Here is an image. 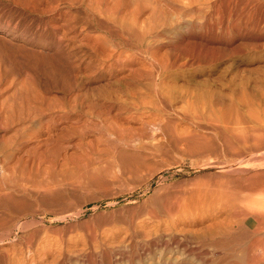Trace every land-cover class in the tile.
Instances as JSON below:
<instances>
[{"label": "rangeland", "instance_id": "rangeland-1", "mask_svg": "<svg viewBox=\"0 0 264 264\" xmlns=\"http://www.w3.org/2000/svg\"><path fill=\"white\" fill-rule=\"evenodd\" d=\"M90 108L121 142L86 125ZM258 134L264 0H0V188L12 194L0 264H82L105 250L126 252L114 264L180 262L173 236L264 186ZM166 222L182 229L161 251L147 240Z\"/></svg>", "mask_w": 264, "mask_h": 264}, {"label": "bare ground", "instance_id": "bare-ground-1", "mask_svg": "<svg viewBox=\"0 0 264 264\" xmlns=\"http://www.w3.org/2000/svg\"><path fill=\"white\" fill-rule=\"evenodd\" d=\"M159 80H161L160 79V75L157 74L155 76V78H154V81L156 83V82H159ZM159 104H160V102H159ZM149 106H150V108H148V110H150L152 112H155L156 114H158V112L163 110L162 106L161 107L153 106V103H152V105L149 104ZM135 107H137L136 104H135ZM137 108H138V110H140V109H143L145 107L144 106H140V104H139V106ZM137 113H138V111H137ZM144 113L145 112L143 110V111L139 112V114H138L139 116L138 117L136 115H132V114L130 115V117H131L132 120H134L135 118L137 120V118L145 115ZM161 113H163V112H161ZM67 114L70 115V117H72V116L76 115V112H73V111L70 110V112H67ZM151 115L149 116V118L151 117ZM81 116L84 118V121H85L86 125L89 124L90 122L94 121V120H98L99 121V128L104 131L103 133H106V136L111 135L113 138H119V140H120V137L123 138L127 134L123 130L119 129L118 126H116V123L114 121L110 120L109 117H107V115L104 114L103 112H99V111L97 112V111H95V110L90 108V109H88L86 111H83ZM148 116H147V118H148ZM64 118L65 117H62V120ZM76 121H77V118H73V120H67V119L63 120V122L69 123L68 127H70V128L74 127V123H76ZM101 130H100V132H101ZM103 133H101V134H103ZM103 136H105V135H103ZM63 137H64V135H62L61 138H63ZM254 137H255L254 140L256 139L257 141H260L259 142L260 144H261V141L264 142V134H260V135L258 134V136H254ZM246 138L247 137H245L244 140H246ZM244 140H242V141L244 142ZM120 142H121V140H120ZM122 142L124 143L125 141L123 140ZM251 143H253V142H251ZM255 143H256V149H257V147L259 148V146L261 148L262 145H260L258 142H255ZM245 144H247V143H245ZM263 148H264V146H263ZM252 151H256V150H254V148H253ZM261 175H263V174H261ZM248 184H250V183H248ZM256 184L257 183H255V185ZM256 187H258V186H256ZM4 190H2V188H0V210L2 211V212H0V221L4 220L5 217L7 215H9L8 212L3 210L2 208L5 206L6 202L11 199L10 197L12 196L10 191L9 192H5ZM241 191L242 190H240V192ZM245 191H247V190L244 189V191H242V192L247 193V194L243 195L242 198H244L246 201H243V199H242L241 200L242 202L239 200V198L241 199V197H238V195H237L238 193L237 192H234V194L237 195L238 198L234 197V195L231 192H230V194L228 193L229 195L232 194L233 195L232 197L234 199L237 198L240 202L235 200L234 204H231L230 210H228V214H227L226 218H224V220L222 218V220H220L218 222L210 223V225L208 223V224L205 225L204 228L201 226L202 229H199V228L196 229V230L195 229H191V230L189 229L190 230L189 232H188V229H187L188 234L191 232V235L189 237H187L186 235H185L184 239H182V238L181 239H176L175 236L172 237V235L175 234L176 231H178L177 229L181 228V227H179L178 224H174L173 222H172L173 224L172 223H170V224L168 223L167 224V222H166L167 225H165L163 229H161L160 226H159V228L156 229V233L154 232L155 233L154 236L150 237L148 240L146 239L147 242H148V243L147 242L146 243L149 244L150 246L151 245H154V246L158 245L157 247L161 248V251L162 250L165 251V249H166V242H165L166 238H165V235L166 236H171L172 240L175 241L174 248L179 249L180 255L182 256L183 260H181L180 262H176V261H173L172 259L169 260L170 258L168 260H164L165 259L164 258L162 261H159L158 263L157 262L156 263L157 264H264V186H262V188L258 187V189L257 188L256 189L252 188L248 192H245ZM224 194L228 195L226 193H224ZM228 196H227V198L230 199V200L229 199L228 200L230 202H232V200H234V199L232 197H231L232 198L231 199ZM225 198H226V196H224L223 199H225ZM238 202H239V204H238ZM221 203H222V201H221ZM227 203H228V201H227ZM223 204L225 205L224 202H223ZM220 205H222V204H220ZM218 210H222V208L218 209ZM217 213L218 212H216V214ZM13 215L14 214H12V216ZM16 216H17V214H16ZM214 216H213V219H214ZM210 218H212V217L210 216L209 219ZM203 221H205V220H203ZM213 221H215V220H213ZM174 222H176V221H174ZM1 224H3V223H1ZM202 224H204V223H202ZM10 225H11V222H10ZM191 226H193V224ZM188 228H189V226H188ZM184 230L186 231V229H184ZM184 230H182V231H184ZM185 231H184V233H182V232H180V233H182L183 236H184ZM180 233L178 232L177 235L180 234ZM1 235L3 236L4 234H1ZM91 237H92L91 238V242L94 241V242L97 243V238L93 237V236H91ZM128 238L130 240L133 239V237H131V238L128 237ZM0 240H2V239H0ZM96 243H94V244H96ZM170 243H172V242H170ZM143 249H144V247H143ZM100 251H101V249H100ZM123 251L122 252L120 251V253H117V251L115 253L113 252L114 253L113 255L117 256V258L115 259L114 256L111 255L112 252L111 253H107V250H105V253H103L104 254L103 257L100 254V257L102 259L99 260L96 256H93V257H89L84 262L82 260V264H114L115 263L114 261L117 260V259H119L120 261L123 258H127L128 259V257H126V252H123ZM135 255L136 256H140V253H138V251L136 250L133 253L134 257H135ZM130 259H131V257H130ZM138 260H140L139 257H138ZM127 262H128V260H127ZM19 264H20V262H19ZM131 264H132V262H131Z\"/></svg>", "mask_w": 264, "mask_h": 264}]
</instances>
